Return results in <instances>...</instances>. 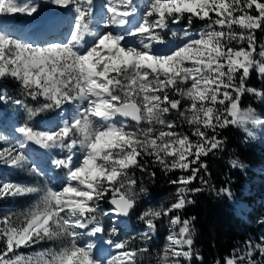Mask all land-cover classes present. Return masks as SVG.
<instances>
[{
	"label": "snow or ice",
	"instance_id": "obj_1",
	"mask_svg": "<svg viewBox=\"0 0 264 264\" xmlns=\"http://www.w3.org/2000/svg\"><path fill=\"white\" fill-rule=\"evenodd\" d=\"M47 2L74 13L70 30L63 39L34 45L0 28V81L15 80L39 105L11 100L25 109L29 121L55 112L58 130L19 125L16 145L0 148V165L46 175L26 152L36 145L66 152L52 161L64 175L59 190L0 181V202L38 197L20 223L10 215L0 217V264H137L138 255L149 249L119 239L117 221L137 205L135 171L155 179L153 167L178 175L169 180L176 186L173 202L139 217L147 228L143 237L151 240L157 221L166 217L168 243L159 264H192L196 218L182 213L204 191L194 182L207 185L204 158L224 150L219 130L235 125L252 136L247 125L264 126L251 107H240L245 93L264 100V91L246 86L253 69L264 79V44L257 51L256 37L264 32V0H145L143 5L102 0L99 18L96 0ZM17 14L33 17L38 6L0 0V16ZM194 20L204 22L195 33ZM172 25L181 27L182 42L167 47V34L178 35ZM10 99L0 90V103ZM182 100L190 103L182 106ZM183 124L195 140L177 130ZM231 165L243 168L237 160ZM215 191L232 197L229 188ZM102 217L115 225L107 240ZM85 238L97 239L82 243ZM48 242L58 246L28 255L21 251ZM257 254L264 258V238L249 240L245 252L215 264H264Z\"/></svg>",
	"mask_w": 264,
	"mask_h": 264
},
{
	"label": "trees",
	"instance_id": "obj_2",
	"mask_svg": "<svg viewBox=\"0 0 264 264\" xmlns=\"http://www.w3.org/2000/svg\"><path fill=\"white\" fill-rule=\"evenodd\" d=\"M264 35L263 33H260ZM247 87L264 91V82L260 81L255 71H251ZM15 88L13 87V90ZM240 107L246 110L251 107L258 118L264 120V100L252 94L245 93L241 97ZM253 136L248 138L246 131L233 125L219 130V138L224 141V150L215 156L204 159L208 163V173L205 175L207 185L194 182V186L203 187L204 191L197 193L182 213L183 218L195 217L193 221V252L192 264H215L230 254L236 253L239 247L249 240L259 241L264 238V126H248ZM237 160L243 168L232 167L231 161ZM44 170L53 172L54 168L43 164ZM156 178L135 171L134 178L139 185L146 187L147 196L160 201L169 192V180L175 174L165 175L155 167ZM58 177V175H56ZM22 177L11 176L9 179L18 182ZM222 187L229 188L232 197L216 195ZM102 207L109 205L102 202ZM162 239L163 232H158ZM156 245L149 246L150 250ZM196 255L202 260L196 259ZM257 260H261L256 255Z\"/></svg>",
	"mask_w": 264,
	"mask_h": 264
},
{
	"label": "rangeland",
	"instance_id": "obj_3",
	"mask_svg": "<svg viewBox=\"0 0 264 264\" xmlns=\"http://www.w3.org/2000/svg\"><path fill=\"white\" fill-rule=\"evenodd\" d=\"M20 2L29 3V4L35 3L38 6L39 14L38 15L34 14L33 17H28L23 14H17L16 16H0V28H3L5 31H8L11 34L19 37L23 41L28 42L26 38L20 35V32L22 34L29 35L30 33L35 31L37 25L40 23H48V21L49 20L52 21V19L58 20L60 18H65V20H67V26L64 29L58 31L60 35H57L56 37H49L48 39L40 43L36 42L34 44L32 43V41H29V43H32L34 45H44L49 40L63 39L67 35L68 31L71 28L72 21L74 19V13H66L58 6L49 4L47 0H20ZM98 2H99L98 3L99 9H97L98 11L96 10L97 18H99L98 14L101 11L100 4L102 3V0H98ZM137 3L143 5L145 3V0H137ZM203 24H204L203 21L194 20L191 31L193 33L198 32L203 27ZM172 30L176 31L178 35L174 37L171 35V32H169L166 36V42L167 45L177 46L182 42L181 27L178 25H172ZM237 31H239V29H237ZM260 33L263 32L257 31L256 33L257 51H259V45L264 44V35H261ZM87 39L91 40V37H88ZM233 46L239 47V45H235V44H233ZM158 47H163V46H158ZM252 71L255 70L253 69ZM256 74L258 79L264 82V79H261V77L258 75L257 72ZM237 75L239 76V74ZM13 87L15 88L14 90ZM0 90L5 91L6 95L11 98L7 104L0 103V148L16 145L17 140L19 139V134L15 132V128L25 122L30 123L33 127L41 131L58 130L57 125L60 123V118L57 117L55 112L41 113L39 116L29 121L25 109L11 103V100L22 99L24 100L25 104H27L28 107L30 108H36L39 106L35 101H31L23 95V91L20 88L18 82H16L11 78L0 81ZM174 98H179V97H174ZM188 103L190 102L182 100V106H186ZM217 107L222 108L223 106L217 105ZM171 118L176 119L177 122L179 123V118L175 115L174 112L171 114ZM248 126L250 127L251 124L247 125V128ZM255 127H258V125H255ZM240 129L243 130V128ZM177 130L189 135V137L193 140L196 139L195 137L191 136L190 126L187 124H183ZM250 137L251 136H248L249 139ZM26 152L30 156V159L35 161L36 165H39V167L43 168V164H47L48 166L53 167L56 173L55 174L53 173L52 175L46 172L47 173L46 175L37 176L27 171L16 170L5 165H0V176H1L0 181L12 182L16 184H39L42 187L45 184H47V186L52 187L55 190H59L61 187L59 181L61 177L64 175V172L61 169L56 168L52 161L56 158H64L66 152H61L59 149H53L49 152L45 149L39 148L36 145L29 146V148L26 149ZM155 168L161 171L158 167ZM58 174L60 175V177L58 180H56L55 176ZM11 175L12 176L18 175L19 177H22V179L24 180H20L18 182L11 181L9 179ZM175 175H178V173H175ZM140 188L145 189V191L140 192L139 191ZM175 188L176 186L171 184V186H169L168 188L169 192L164 196V198L160 201H156L147 196L146 187L139 185L137 181V191H138L137 205L134 208V210L131 212L129 219L121 218L119 221H117V223L121 225L118 228L119 239L129 240L131 247L140 249L142 247L148 248L149 245H151L152 243L156 245L152 247L148 253L138 255L137 264H159V260L163 254V249L165 245L168 243L167 240L169 234L168 219L166 217H162L161 220L157 221L158 229L156 231V234L160 231L164 232L162 237V242H163L162 244L160 240L155 241V236H152L151 240L144 239L143 233L147 230V228L144 222L140 220L139 217L143 214L145 210L150 208L155 210H160L161 208H167L173 202ZM37 198L38 197L36 195H29V196L18 197L12 200H6L0 202V217L5 215H10L13 216V218L16 220L17 223H20L23 220V216L21 214L26 213L36 203ZM101 223L106 229L105 233L103 234L104 240H107L109 238L108 232H110L111 228L115 225L113 221L109 219V217H102ZM96 239L97 238H85V240L81 242L83 243L86 242L87 240L95 241ZM261 240L262 239H260L258 242H261ZM252 241L257 242L255 240ZM57 246H58L57 244L48 242L41 245H37L32 249H22L21 251L25 255H28L34 251L41 250L42 248H53ZM102 246H106L109 248V245H107L106 243H104ZM246 249H247V244L245 245L244 248L243 246L239 247L236 253L242 254L243 252L246 251ZM184 264H187V261H185Z\"/></svg>",
	"mask_w": 264,
	"mask_h": 264
},
{
	"label": "bare ground",
	"instance_id": "obj_4",
	"mask_svg": "<svg viewBox=\"0 0 264 264\" xmlns=\"http://www.w3.org/2000/svg\"><path fill=\"white\" fill-rule=\"evenodd\" d=\"M96 3H97V9H99L98 0H96ZM66 26H67V20H65V18H60L58 20L52 19V21L49 20L48 23L38 24L35 31L28 35V36H30V38H28L26 35L22 34L21 32H20V35H22L24 38H26L28 42L32 41V43L35 44L36 42L40 43L42 41H45L49 37H56L57 35H60V33L58 31L64 29ZM167 47H175V45H167ZM103 248L109 249L106 246H103ZM187 264H188V262H187Z\"/></svg>",
	"mask_w": 264,
	"mask_h": 264
},
{
	"label": "water",
	"instance_id": "obj_5",
	"mask_svg": "<svg viewBox=\"0 0 264 264\" xmlns=\"http://www.w3.org/2000/svg\"><path fill=\"white\" fill-rule=\"evenodd\" d=\"M133 211V210H132ZM131 214V213H130ZM129 217H130V215H129ZM129 217H122V218H124V219H128Z\"/></svg>",
	"mask_w": 264,
	"mask_h": 264
},
{
	"label": "clouds",
	"instance_id": "obj_6",
	"mask_svg": "<svg viewBox=\"0 0 264 264\" xmlns=\"http://www.w3.org/2000/svg\"><path fill=\"white\" fill-rule=\"evenodd\" d=\"M252 132V131H251ZM252 136H253V132H252Z\"/></svg>",
	"mask_w": 264,
	"mask_h": 264
}]
</instances>
